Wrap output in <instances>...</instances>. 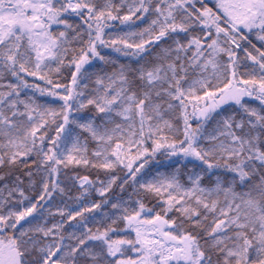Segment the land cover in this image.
Returning a JSON list of instances; mask_svg holds the SVG:
<instances>
[{"label": "trees", "instance_id": "trees-1", "mask_svg": "<svg viewBox=\"0 0 264 264\" xmlns=\"http://www.w3.org/2000/svg\"><path fill=\"white\" fill-rule=\"evenodd\" d=\"M32 1L33 12L25 0H0V264H141L146 255L147 264H264V161L249 156L264 157V72L248 65L258 71L244 76L249 99L201 119L216 81L241 75L233 57V76L198 82L203 62L189 41L206 49L222 36L207 38L191 7L180 30L160 17L165 0ZM194 4L227 19L213 2ZM31 20L50 24L51 50L29 46L39 24H22ZM239 33L264 65L254 32ZM156 55L174 84L152 87ZM137 106L160 114L121 125L114 110ZM158 219L195 244L193 261H168L177 250Z\"/></svg>", "mask_w": 264, "mask_h": 264}, {"label": "rangeland", "instance_id": "rangeland-1", "mask_svg": "<svg viewBox=\"0 0 264 264\" xmlns=\"http://www.w3.org/2000/svg\"><path fill=\"white\" fill-rule=\"evenodd\" d=\"M192 2L194 4V1L196 0H189V2ZM203 1H210L216 4V6L219 8V10L225 15V17L228 19H225L224 21H221L222 19L215 13L207 12L208 14H205L204 16L206 19L203 21L199 20V27H202L205 31L206 37L211 36V29L213 26V22H211V19L216 22H225L226 26L232 29L234 32H232L229 28L228 31L231 32L232 36L235 38L230 37L235 41L239 42L241 40L240 36H238L237 33L240 32H247L251 33L254 32L253 34L257 38V41L261 44L264 45V0H203ZM30 5V11H34L32 9V5L36 1L32 0H25ZM190 2V3H191ZM191 3V4H192ZM164 7L161 8L160 17L164 21H171L173 23L172 29H182L180 25L178 18L179 17H184L189 14V11L187 10L186 3L183 2L182 0H165L163 2ZM192 8V7H191ZM215 16L214 18L211 17L212 15ZM211 15V16H210ZM188 16V15H187ZM211 17L208 19V17ZM20 17V16H19ZM208 19V20H207ZM4 23H1L0 21V32H4L3 26H7V19L3 20ZM206 21V22H205ZM51 23V21L49 20ZM29 25L22 24V27L24 30H29V27H31V24L33 25V28L35 29V26L39 24L43 30H41V27L39 29L36 28L37 33L35 34V38H30L31 41L29 43V46L32 44H35V42H39L40 45L42 46H47L46 48L52 49L51 45L48 43V40L51 39V34H50V29L51 27L49 26L50 24L48 23L47 25L44 26L40 22V20L36 21L35 23L31 20ZM166 24V23H165ZM17 25V22H16ZM44 26V27H43ZM214 27V26H213ZM242 30V31H241ZM240 34V33H239ZM162 36V34L160 35ZM237 40V41H236ZM237 42V43H238ZM239 44V43H238ZM240 45V44H239ZM193 48L194 52V62L195 64L197 63V60H202V64H199L198 66L201 67V71L203 72L204 77L198 76V82L200 84H203L206 86V82L204 81V78L206 79L207 77H211L215 73H220V74H227L229 76H233V70L231 69V65L233 64V57L236 59V71L237 73L240 72L239 79L234 81L233 78L229 80H226L224 78L219 79L216 81V86L218 90V93L216 94H208V96L205 98L206 101H210V106L205 109L203 112H201L200 118L204 119L206 116L212 114L215 112V110H219L222 108H225L229 105H236L242 102L243 100L249 99V93L248 89L246 88V83L248 82L244 78V76L247 75V73L250 74L254 73L258 75V71L256 68H250L248 65L250 64V61L246 60L244 57H242L239 53L236 52L234 49V45L232 46L227 40L219 37H212V41L207 46L206 49H203L205 45L202 42H199L195 39H191L189 41V44L187 45V48ZM163 55H168L170 56L172 52L167 51L162 52ZM254 55L257 57V59L260 61V57L258 56L257 53H254ZM176 57V54L173 55ZM173 58H170V61H173ZM156 59L161 63L158 64V68L155 70H152V73L150 74L149 82H151L152 87L153 84H166V83H171L174 84L179 78L177 77L175 81H172L171 77L169 75L175 76L174 71L172 70V67L168 66L167 59L164 60L163 62L161 61V57L159 55H156ZM82 65H79L78 68H80ZM146 66V65H145ZM233 73V74H231ZM231 74V75H230ZM77 75V73H76ZM239 75V74H238ZM147 81V80H146ZM242 85L243 89H240V86ZM263 94L258 95L259 99H257L259 102H264L263 99ZM174 96H176V92L174 93ZM258 98V97H255ZM134 101V100H131ZM21 102L15 103V105H20ZM99 109L104 108V105L99 103L98 104ZM153 107V106H152ZM148 112L146 110H143L140 106L136 108H124L121 111H117V109L114 110L116 115L119 117V120L122 122V124H128V125H133L134 119L135 120H142L144 119L143 117H147L148 120H151L155 122L156 119L153 118V116H158L160 114V111L158 107H153L149 108L147 107ZM143 110V111H142ZM112 113V112H111ZM111 113H108L105 117L106 121L109 122L112 120V115ZM114 113V115H115ZM131 113V114H130ZM0 116L1 113H0ZM152 121L148 122V125L152 128ZM161 121V119L159 120ZM72 126L70 129H73V126L78 124V120H73ZM92 126L87 127V129L92 130ZM240 128V127H239ZM98 127H95V132L96 134L98 133L99 130H97ZM34 130V129H33ZM66 130V129H65ZM67 131V130H66ZM68 132V131H67ZM107 133V132H106ZM230 135V142L233 144H238L237 138L234 135L232 131L228 133ZM100 140V139H99ZM235 142V143H234ZM238 146V145H237ZM234 148H240L243 149V147L240 145L238 147L234 146ZM250 157L256 158L259 161H264V157L258 152V151H252L249 153ZM251 158V159H252ZM241 166V165H240ZM244 166V165H243ZM224 192H228L230 195L234 196L232 189L227 190L225 187ZM165 221L162 219H158L155 221L154 226L156 225L158 234L160 237L167 243H174L175 245L173 248H175L177 251L173 254L172 258L168 261H193L192 255H194V252L196 251L195 249V244L192 241L189 240H179L177 241L173 237L170 236V234L167 232V227L165 225ZM149 255H146L145 259L141 261V264H147L149 260ZM167 261V262H168ZM157 263V261L155 262ZM166 264V263H163Z\"/></svg>", "mask_w": 264, "mask_h": 264}, {"label": "bare ground", "instance_id": "bare-ground-1", "mask_svg": "<svg viewBox=\"0 0 264 264\" xmlns=\"http://www.w3.org/2000/svg\"><path fill=\"white\" fill-rule=\"evenodd\" d=\"M252 62H255L253 59L251 60Z\"/></svg>", "mask_w": 264, "mask_h": 264}]
</instances>
